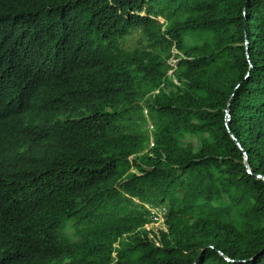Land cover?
<instances>
[{
	"label": "trees",
	"instance_id": "obj_1",
	"mask_svg": "<svg viewBox=\"0 0 264 264\" xmlns=\"http://www.w3.org/2000/svg\"><path fill=\"white\" fill-rule=\"evenodd\" d=\"M0 264H264V0H0Z\"/></svg>",
	"mask_w": 264,
	"mask_h": 264
},
{
	"label": "built area",
	"instance_id": "obj_2",
	"mask_svg": "<svg viewBox=\"0 0 264 264\" xmlns=\"http://www.w3.org/2000/svg\"><path fill=\"white\" fill-rule=\"evenodd\" d=\"M173 49H175V48L173 47ZM171 61H173V59ZM167 75H168V80L171 81L172 84H174V85L179 84V81L177 80V78L175 76V67L174 66L173 67L171 66V69L167 72ZM169 89L170 88L166 87L165 83L163 81L158 87H156L154 90L149 92L150 97L153 98V96L158 94L160 91H164L167 93ZM145 111L146 110L144 109V113H145ZM146 129H147L148 135H149V142H151V144L153 145L154 127L149 120H147ZM131 170L134 171V168H132ZM147 208L149 211L148 220L153 224L159 225L158 229L154 232V234H152V235L149 234V236H150L149 238H152L155 243H158L159 229H164V226H165L164 222H165V218H166V214H167V205H166V203L149 204V205H147Z\"/></svg>",
	"mask_w": 264,
	"mask_h": 264
},
{
	"label": "rangeland",
	"instance_id": "obj_3",
	"mask_svg": "<svg viewBox=\"0 0 264 264\" xmlns=\"http://www.w3.org/2000/svg\"><path fill=\"white\" fill-rule=\"evenodd\" d=\"M172 52L175 54L173 56H171L169 59H168V62H170L172 59L174 60L175 57H177L178 55H181V53L175 48V49H171ZM173 67V66H172ZM171 69V66H168L167 69H166V73H165V76H164V83H165V86L166 87H169L171 88V81L168 80V75H167V72ZM150 93L147 94L146 96H144L143 98L139 99V104L143 105L145 110H146V102H148L150 100ZM147 111H145L146 113ZM186 141H190L192 142V144L197 147L199 145V141H198V138L196 136H192V135H187L186 138H185ZM153 145L151 144V142H148L145 146V148L143 149V151H141V153H145V152H148L150 151V148L152 147ZM159 225H156V224H153L151 223L149 220L148 222L144 225L143 228H145L144 230L146 231L147 233V236H149V234H154V232L158 229ZM160 230V229H159Z\"/></svg>",
	"mask_w": 264,
	"mask_h": 264
}]
</instances>
